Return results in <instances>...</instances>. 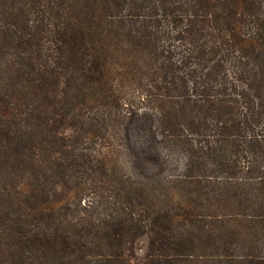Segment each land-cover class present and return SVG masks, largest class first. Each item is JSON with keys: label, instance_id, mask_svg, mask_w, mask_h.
<instances>
[{"label": "trees", "instance_id": "obj_1", "mask_svg": "<svg viewBox=\"0 0 264 264\" xmlns=\"http://www.w3.org/2000/svg\"><path fill=\"white\" fill-rule=\"evenodd\" d=\"M0 264H264V0H0Z\"/></svg>", "mask_w": 264, "mask_h": 264}, {"label": "rangeland", "instance_id": "obj_2", "mask_svg": "<svg viewBox=\"0 0 264 264\" xmlns=\"http://www.w3.org/2000/svg\"><path fill=\"white\" fill-rule=\"evenodd\" d=\"M105 155L107 156L109 162L114 163V164H117L118 163L119 157H120L121 164H117V165H121L124 168L127 167L126 160L124 158H122L119 153L117 154V153H114V152L112 153L111 152V153H105ZM147 245H148V242L146 240H142L140 242V245H139L140 252L138 253L140 256H142L146 252Z\"/></svg>", "mask_w": 264, "mask_h": 264}]
</instances>
